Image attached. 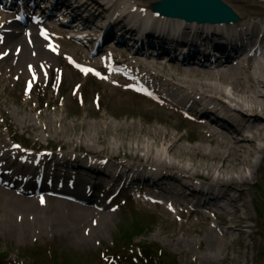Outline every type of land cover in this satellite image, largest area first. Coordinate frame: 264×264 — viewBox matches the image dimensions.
Returning <instances> with one entry per match:
<instances>
[{
	"label": "rangeland",
	"instance_id": "374dc122",
	"mask_svg": "<svg viewBox=\"0 0 264 264\" xmlns=\"http://www.w3.org/2000/svg\"><path fill=\"white\" fill-rule=\"evenodd\" d=\"M137 1L145 4L156 2V0ZM225 1L241 14H258L264 11V0ZM258 1L261 4L258 5ZM170 69L174 71V67ZM66 78L70 89V85L80 77H77L71 68H67ZM87 84L90 85L91 92L95 89L101 91L100 109L95 107L92 101L82 107L75 106L71 99H66L65 104L51 102L50 105L47 101L33 100L22 106L19 86L7 89L1 86L0 131L6 132L7 129H11L12 133L22 136V139L31 145H63L99 152L101 155L127 153L132 159H137L139 155L147 157L148 150H142L140 147L150 146L152 156L155 153H163L164 158L172 162H181L184 156H178L177 151H169L167 142L162 141L160 145L152 146L145 133L138 132L135 135L132 130L117 129L116 124L126 125L135 122L151 126L152 121L155 120V125L164 126L177 135L179 132L188 131L183 139L187 145L203 142L202 135L208 137L202 128L180 124V116L176 114L170 117L164 115L167 116L165 118L167 123L154 119L160 118L161 115L150 111V104L142 98L109 85H102L97 81L92 83L88 81ZM225 87L228 94L232 93L230 85ZM35 102L36 105L41 104L38 102H43L41 106L43 110L37 109L38 107L34 106ZM147 114H150L149 117H145ZM189 133L191 136L198 135L197 139L189 140ZM4 137L7 138V135ZM222 138L217 135L216 142L221 141ZM205 143L209 147L216 145L209 141ZM261 144L264 146V139L260 141ZM262 155L263 153L259 152L254 156L249 155V158H252L254 164H259ZM182 163L189 167L192 162L186 158ZM197 167L195 166V169ZM251 170L250 167L245 168L249 182L238 185L240 188L234 193L238 194L240 191L245 193L244 202L236 203L240 206L238 217L244 218V221L232 223L236 226L234 230L227 232L230 224L220 218H206L205 214L189 215L188 212L181 211L179 205L176 207L177 210H166L163 206L153 204L151 207L138 205L140 210L134 204H131L130 210L121 212L116 209L113 221L107 223V230L104 228L101 235L94 236L88 242L82 240L80 243L73 242L66 233L62 235L50 228L47 229L46 234L40 236L43 229L37 225L22 233L23 224H18L20 222L16 220L19 236L17 237L13 228H10L8 219L3 223L0 219L2 223L0 224V259L13 261L15 257H24L28 261L27 264H113L116 261L113 252L124 253L131 258L130 249L133 246L137 250V245L153 244L156 247H149L150 250L162 249L163 255L166 254L165 256L174 259L176 264H264V213L261 212V209H264V161L256 174L251 173ZM216 173L220 172L217 170ZM33 211L35 214L36 209ZM11 216L14 222L15 213ZM133 216L147 224L145 228L147 230L130 236L127 230L120 227L125 223L128 225L129 217ZM40 220L43 221V216ZM10 224L13 226L12 223ZM53 229L55 230V227ZM79 230L83 232L81 234L78 231L81 235L87 236L84 227ZM134 242L136 243L132 244ZM158 261L153 258L154 264H158Z\"/></svg>",
	"mask_w": 264,
	"mask_h": 264
},
{
	"label": "bare ground",
	"instance_id": "6f19581e",
	"mask_svg": "<svg viewBox=\"0 0 264 264\" xmlns=\"http://www.w3.org/2000/svg\"><path fill=\"white\" fill-rule=\"evenodd\" d=\"M116 1L121 2V0ZM149 4L151 5L152 3ZM257 4L259 5L261 2L258 1ZM139 5L148 6L145 3H139ZM136 15L138 14H134L133 16ZM7 17L8 15H2L0 21L6 20ZM90 23L94 27L93 21ZM184 31L190 32L189 27L185 28ZM6 43L7 46L11 47H14L16 43H23L24 45L18 57L17 72H20L21 67L28 61L34 63L37 62V59L46 55L42 46L36 44L34 45V49L37 50V55L33 57V54H31L32 51L28 49L30 48L28 42L26 40L24 41L23 33L20 31L7 34ZM12 51H14V48ZM134 58L140 65L149 66L152 64L159 68L162 71V79L166 80L164 84H168L178 90L182 99L188 100L189 102L190 99L196 97L197 101L210 100L212 102L209 103H222L226 115H228V118L225 119L227 123L221 134L223 137L222 140L216 142L219 130L216 132L213 121L211 119L206 122L199 120L197 125L202 127L203 132L208 137L205 138L202 135L201 141L203 142L192 145H187L183 142L186 133L179 132L177 135L174 131L164 128V126L155 125V120L152 121L151 126L131 122L126 125L116 124V128L119 130H132L131 132H135V135L138 132L145 133L146 137L152 142V146L167 142L169 151H177L179 153L177 154L178 156H184L181 158L183 159L181 162L168 161L167 158H164L163 153H155L152 156L150 146L149 148H143V146L140 148L142 150H148L147 157L152 162L160 166L175 167L188 172L190 173L189 178L192 180L203 178L212 183L219 184L222 187L230 186L234 188H240L238 185L249 182V177L245 174V168L250 167V170L252 169L251 173L256 174L262 167L264 161V146L262 144L260 145V141L264 139V59L259 60L256 64L252 63L251 58H246L238 64L214 63L200 66L191 63L171 65L152 55L141 56L140 54H135ZM48 59L50 60L51 58L48 57ZM12 61H14L13 57ZM171 66H174V71L170 69ZM11 68L12 64L8 63L7 74H0V83L9 80ZM226 85L231 86L232 93L228 94L226 92ZM152 86L155 89L158 88L156 85L152 84ZM157 92L162 93L161 89ZM195 94H198V96H195ZM203 114L207 116L206 113ZM154 119H158L162 123H167L162 118ZM246 128L251 132V136L245 134ZM191 138L194 137H191L189 134V140ZM138 140L141 141V139ZM205 141H209L211 144L216 143V145L209 147ZM259 152L263 153L260 163L254 164L252 158H249V155L254 156ZM139 156H142V158L145 157V155ZM186 158L192 162L189 164V167H186L182 163ZM195 166H198L197 169H195ZM217 170L220 172L219 174L216 173ZM194 193L198 194L199 192L194 190ZM225 199H227L226 196L222 198V201H225ZM232 200H234L235 205L238 201L243 203L245 200L244 191H240L238 196L233 197ZM70 203L69 205L68 203H56L53 206V210H51L46 209V206H41L38 200L37 203L30 202L20 195L4 192L3 194L0 193V219L3 220L2 223L8 219L9 226L13 228L14 234L17 237L19 236L17 235L18 227L16 220L20 222L18 224H23V228H21L23 230L22 233H25L26 229L29 230L33 225H37L43 229L40 236L46 234L47 229L50 228L53 231L60 232L62 235L66 233L69 239L75 243H80L82 240L88 242L94 236L101 235L104 228L105 230L108 229L107 223L110 224L113 221V212L103 211L99 215L100 213H96V209L90 204L79 205L77 203ZM224 205L229 215L225 216L226 222L230 224L227 228L228 232L234 230L236 227L232 223L238 221L243 222L244 218L238 217V212H240L239 205H236L234 208L227 203ZM36 207L39 210L34 214L33 212L35 211L33 209ZM41 211L45 213L43 221L40 220L42 219L40 215L42 213ZM15 212V221L13 222L11 215H14ZM261 212L264 213V209H261ZM18 214L23 215L21 221L17 219ZM29 214L33 217L32 220L29 219ZM90 218L91 220H89ZM97 222L98 224L96 225ZM239 225L243 226L242 223H239ZM85 226L88 228L89 233L84 237V235H81L83 232L79 228H85ZM54 227L55 230L53 229ZM84 233L86 234V232Z\"/></svg>",
	"mask_w": 264,
	"mask_h": 264
},
{
	"label": "water",
	"instance_id": "95a60500",
	"mask_svg": "<svg viewBox=\"0 0 264 264\" xmlns=\"http://www.w3.org/2000/svg\"><path fill=\"white\" fill-rule=\"evenodd\" d=\"M157 8L158 10H166L172 14L187 16L193 15V13L207 14V12L231 11L222 0H162L157 4Z\"/></svg>",
	"mask_w": 264,
	"mask_h": 264
}]
</instances>
